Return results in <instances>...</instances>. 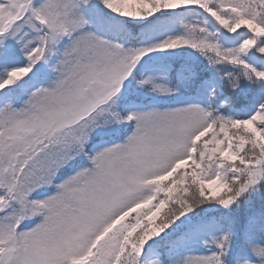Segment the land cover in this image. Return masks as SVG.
Segmentation results:
<instances>
[{
	"label": "snow or ice",
	"instance_id": "snow-or-ice-1",
	"mask_svg": "<svg viewBox=\"0 0 264 264\" xmlns=\"http://www.w3.org/2000/svg\"><path fill=\"white\" fill-rule=\"evenodd\" d=\"M0 264H264V0H0Z\"/></svg>",
	"mask_w": 264,
	"mask_h": 264
}]
</instances>
